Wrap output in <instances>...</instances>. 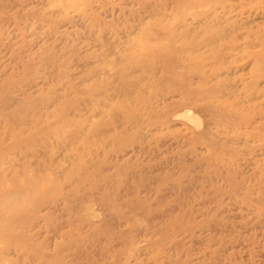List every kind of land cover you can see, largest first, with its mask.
<instances>
[{"label":"rangeland","instance_id":"obj_1","mask_svg":"<svg viewBox=\"0 0 264 264\" xmlns=\"http://www.w3.org/2000/svg\"><path fill=\"white\" fill-rule=\"evenodd\" d=\"M0 264H264V0H3Z\"/></svg>","mask_w":264,"mask_h":264},{"label":"bare ground","instance_id":"obj_2","mask_svg":"<svg viewBox=\"0 0 264 264\" xmlns=\"http://www.w3.org/2000/svg\"><path fill=\"white\" fill-rule=\"evenodd\" d=\"M2 7H3V0H0V10L2 9ZM7 102H8V107L9 108H12V107H14V105H15V101L14 100H7ZM10 105V106H9Z\"/></svg>","mask_w":264,"mask_h":264}]
</instances>
